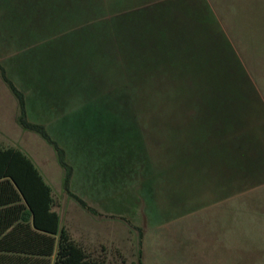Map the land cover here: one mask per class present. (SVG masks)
Instances as JSON below:
<instances>
[{
	"label": "rangeland",
	"instance_id": "rangeland-1",
	"mask_svg": "<svg viewBox=\"0 0 264 264\" xmlns=\"http://www.w3.org/2000/svg\"><path fill=\"white\" fill-rule=\"evenodd\" d=\"M205 1L210 60L198 76L243 84L223 87L233 109L224 124L232 117L246 130L232 142L219 139L216 116L204 117L211 103L199 81L182 86L187 76L164 70H176L173 57L191 69L193 60L163 32L151 50L119 25V13L146 14L164 0H0V61L25 92L30 119L66 148L73 190L99 214L64 192L51 144L10 115L12 129L31 134L20 145L53 186L71 236L111 264H136L140 240L144 264H264V0ZM2 90L17 106L0 76ZM243 142L252 148L240 151Z\"/></svg>",
	"mask_w": 264,
	"mask_h": 264
},
{
	"label": "trees",
	"instance_id": "trees-1",
	"mask_svg": "<svg viewBox=\"0 0 264 264\" xmlns=\"http://www.w3.org/2000/svg\"><path fill=\"white\" fill-rule=\"evenodd\" d=\"M192 1V4L189 5L185 0H164L165 4L163 6L145 7L144 9H147V13H140L139 16H133L130 11H124L118 14L119 25L123 28V24H125V27L129 26L131 31L134 30V34L137 35L139 33L142 39H149L148 45H153L151 50H154L157 46V44L154 45L156 43L154 42V37L156 36L159 39L158 34L163 32L180 52L179 56H189L190 59H187L193 60L195 64L194 68H188L183 61L171 55L173 60L170 62L178 64V66L175 71L169 66H166L164 70L177 71L178 75L184 74L187 76L186 80L181 81L182 86L192 82L196 84V80L199 81L197 86L202 90V100L209 99L208 102L211 103L210 108H205L204 117L213 118L216 116L214 124L217 125V129L220 131L216 132L220 137L219 139L231 141L237 137H245L246 130L242 131L236 119L230 118L228 128L224 124L228 117L226 116L227 111L229 110L232 113L233 109L228 101L224 104L225 102L222 100L223 87L235 85L238 82L243 86L237 76L232 75L230 82H227L229 81L227 78L209 80L206 77L200 78L198 76L208 72L206 68L207 60H210L206 41L208 38L202 29L209 28L207 21L210 20L209 16L211 14L205 0ZM192 8H195V10ZM196 9L198 12H196ZM166 12L167 16L164 26H161L159 21ZM197 16H200L202 21L206 23H196V21H199ZM151 24L154 27H149ZM160 26L162 29H160ZM190 41L193 45H198V48L189 46L188 43ZM187 48H193L196 51L194 59H192L193 53H184ZM159 57L160 55L158 54L153 55L152 59ZM157 68H160V66H157ZM0 73L4 82L17 99L19 106L18 123L24 129L40 134L53 146L58 162L64 170V192L74 198L82 207L94 214H99L95 207L73 190L75 166L68 161L66 148L51 135L46 123L30 119L26 94L9 76L7 68L1 61ZM175 83L179 84L177 80ZM210 85H212V88ZM183 92L182 94L186 95L185 91ZM195 93L194 89L191 92L194 100ZM218 97H220V100ZM253 99L256 104H261L259 96V102L256 96H253ZM218 108L219 112H217ZM194 115L197 116L196 107L193 110ZM263 131L264 129L260 128L257 132L263 134ZM225 136L229 138H224ZM243 144L246 149L242 147V150L239 148L238 150L245 151L252 148L250 142H243ZM1 205H3V208ZM59 206L60 203L54 196L51 185L47 183L33 160L18 147H1L0 216L2 211L3 216L7 213L16 212L17 218L3 222L4 234L0 236V264H111L106 254H96L89 251L86 246L71 236L62 223L61 215L57 210ZM124 219L131 224V221L127 218ZM136 228L139 230L140 236H142L141 227ZM142 244L143 242L140 240L137 264H144L142 260Z\"/></svg>",
	"mask_w": 264,
	"mask_h": 264
},
{
	"label": "crops",
	"instance_id": "crops-1",
	"mask_svg": "<svg viewBox=\"0 0 264 264\" xmlns=\"http://www.w3.org/2000/svg\"><path fill=\"white\" fill-rule=\"evenodd\" d=\"M1 76V73H0ZM2 78V76H1ZM3 80V78H2ZM4 82V80H3ZM5 83V82H4ZM6 84V83H5ZM7 85V84H6ZM8 87V86H7ZM9 88V87H8ZM10 90V88H9ZM11 91V90H10ZM12 93V92H11ZM13 94V93H12ZM14 95V94H13ZM16 98V97H15ZM5 104L7 105L8 108V114L7 117H5V123H3V101H5ZM17 100V99H16ZM18 113H19V106H18V102H17V106H15V103H13V100H10V96L8 97V93L6 92V90H2L0 93V148L1 147H7V146H14V147H18L20 149H22L35 163V165L37 166L38 162L36 161V159L27 151L25 150L21 145L20 142L24 136L26 137H30L31 134L26 133V131L21 130L18 133V130L12 129V125L10 123V118L9 116L11 115V120H13L14 122L17 121V117H18ZM19 124V123H18ZM20 125V124H19ZM21 126V125H20ZM22 127V126H21ZM23 128V127H22ZM24 129V128H23ZM26 130V129H25ZM30 131V130H29ZM39 165V164H38ZM38 167V166H37ZM39 169V167H38ZM40 170V169H39ZM41 172V171H40ZM42 173V172H41ZM42 175L44 176L45 180L47 179V176L45 175V173L43 172ZM47 181V180H46ZM50 181V180H49ZM51 182V181H50ZM63 182V180H62ZM47 183H49L47 181ZM50 184V183H49ZM63 184V183H62ZM51 185V184H50ZM52 189H53V194H54V188L51 185ZM55 196V194H54ZM56 197V196H55ZM1 207L3 208V205H1ZM60 213V212H59ZM61 215V214H60ZM17 218V213H7L5 214V216H3V211L1 213L0 216V236H3V222L5 223L8 222L11 219H16ZM62 219V217H61ZM113 264H119V263H113ZM121 264H125V263H121ZM137 264V263H136Z\"/></svg>",
	"mask_w": 264,
	"mask_h": 264
}]
</instances>
